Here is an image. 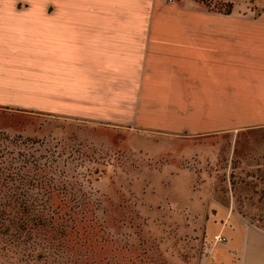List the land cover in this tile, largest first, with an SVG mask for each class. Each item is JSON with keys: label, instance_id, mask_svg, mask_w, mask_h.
Returning <instances> with one entry per match:
<instances>
[{"label": "crops", "instance_id": "0c3cea01", "mask_svg": "<svg viewBox=\"0 0 264 264\" xmlns=\"http://www.w3.org/2000/svg\"><path fill=\"white\" fill-rule=\"evenodd\" d=\"M225 1L0 0V109L180 143L263 130L264 0ZM178 175L174 198L206 199ZM204 234L225 242L198 264H264V230L231 208Z\"/></svg>", "mask_w": 264, "mask_h": 264}, {"label": "rangeland", "instance_id": "374dc122", "mask_svg": "<svg viewBox=\"0 0 264 264\" xmlns=\"http://www.w3.org/2000/svg\"><path fill=\"white\" fill-rule=\"evenodd\" d=\"M201 1L207 12L228 7L225 0ZM0 167L35 182L68 185L88 200L91 220L75 226L63 245L43 240L36 221L26 226L29 236L15 241L3 233L5 223L0 264H198L205 218L225 206L264 230V129L180 143L0 109ZM169 174H179L178 186L189 184L193 193L205 189L206 199L174 198ZM206 177L209 185L200 184ZM27 194L41 196L32 188Z\"/></svg>", "mask_w": 264, "mask_h": 264}, {"label": "trees", "instance_id": "16d2710c", "mask_svg": "<svg viewBox=\"0 0 264 264\" xmlns=\"http://www.w3.org/2000/svg\"><path fill=\"white\" fill-rule=\"evenodd\" d=\"M229 11L228 3L225 11L218 12L228 14ZM68 187L47 181L35 182L27 175H18L15 168L0 167V226L6 223L3 233L19 241L23 235H30L25 231L29 222L36 221L43 227V240L61 242V245L68 243L75 226L91 223L87 219L88 200ZM31 188L40 191L39 199L27 194ZM52 193L57 196L53 197ZM59 212H63V218ZM10 226L12 231L8 232Z\"/></svg>", "mask_w": 264, "mask_h": 264}, {"label": "built area", "instance_id": "2783aa9c", "mask_svg": "<svg viewBox=\"0 0 264 264\" xmlns=\"http://www.w3.org/2000/svg\"><path fill=\"white\" fill-rule=\"evenodd\" d=\"M168 3L171 2V0H166ZM225 242V239L222 238L219 235H214L211 237L210 240H206L203 242L202 244V256H207L209 253V250L211 248L212 245L217 244V243H223Z\"/></svg>", "mask_w": 264, "mask_h": 264}]
</instances>
